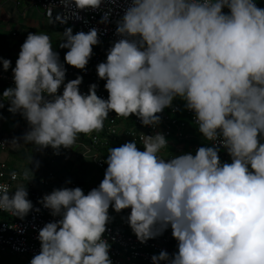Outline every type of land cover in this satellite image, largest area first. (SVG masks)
<instances>
[{
    "label": "clouds",
    "instance_id": "1",
    "mask_svg": "<svg viewBox=\"0 0 264 264\" xmlns=\"http://www.w3.org/2000/svg\"><path fill=\"white\" fill-rule=\"evenodd\" d=\"M15 1L37 6L49 31L55 23L66 28L59 47L68 49L64 59L78 70L66 76L50 36L35 33L32 25L24 28L30 33L20 36L27 39L12 68L15 84L0 79L15 86L0 94V109L8 105L10 115L19 113L10 118L22 116L28 124L20 128L29 125V131L10 142L6 137L15 132H0L6 144L0 154L23 139L37 154L51 146L59 155L62 148H73L78 134L104 127L132 142L110 148L106 160L93 155L101 169L108 165L98 187L88 192L85 185L63 180V188L43 196L39 203L60 219L39 230V254H0L26 256L30 264H113L105 238L109 224L142 244L172 231L178 251L170 256L162 250L151 257L153 264H264V0H130L116 21L121 39L114 44L100 42L96 28L75 34L68 23L69 12L97 10L103 0H60L65 8L60 15L56 4L45 10L39 0ZM110 15L105 12L100 22L109 23ZM105 47L110 49L103 62ZM93 52L98 65L90 61ZM0 61L5 71L11 68V60ZM86 66L97 69L101 79L84 75L80 70ZM78 72L93 82L89 90L80 91L82 76L72 80ZM176 98L179 104L170 114L158 115ZM187 120L198 125L202 144L191 141L195 135L186 130ZM156 125L157 131L146 127ZM2 163L12 180L17 174L19 179L14 194L0 183V210L23 220L34 208L29 190L19 185L30 178L29 171ZM58 181L52 177L46 183ZM110 207L125 210L121 226L112 224ZM0 219L9 218L0 212Z\"/></svg>",
    "mask_w": 264,
    "mask_h": 264
},
{
    "label": "built area",
    "instance_id": "2",
    "mask_svg": "<svg viewBox=\"0 0 264 264\" xmlns=\"http://www.w3.org/2000/svg\"><path fill=\"white\" fill-rule=\"evenodd\" d=\"M39 2L45 10L50 5L56 4V8L60 7L62 10L59 15L65 13V8L60 4V0H39ZM129 3L130 0H117L116 4H112L111 0H103L101 7L97 10H75L78 11V16L69 12L68 23L75 26V34L81 31L87 33L92 28H96L98 30V38L100 42L105 40L114 44L121 39V37L116 34V21L122 18L124 10ZM105 12H111L109 23L107 24L100 22ZM91 60H94L96 65L100 63V58L94 52L90 61ZM64 66L67 69L66 76L73 75L78 70L67 63H65ZM80 71H82V73L86 76L93 77V80L101 79L98 76L97 69L91 70L86 66V70ZM0 79L7 80L15 84L13 74L9 76L0 74ZM95 84L100 87L99 82H95ZM137 121L139 124H142L139 119H137ZM105 122H108V119H106L104 123ZM109 123L111 131L116 133L118 128L115 126V120L111 119ZM146 127L151 131L158 130V125L155 127ZM130 135L131 137H134L136 136V133L133 131ZM5 145V142L0 139V149H4ZM11 173L12 172L8 170L6 164H0V183L9 184V186L13 189L14 194V186L19 179V175L17 174V180L14 181L11 179ZM73 186L75 185L73 184ZM80 188L85 194H87L85 187L81 186ZM28 193V199L32 201L34 208L23 220L12 216L9 212L0 210V212L5 213V215L9 218L0 219L1 252L10 250L14 253L26 254L34 257L39 254L41 250L40 241L38 240L39 230L43 228L46 223L60 219L59 217H53L50 214V210L44 208L43 205L39 203L42 198L29 191ZM36 208H39L40 211H35ZM129 210L130 209H128V211ZM126 225L129 226L128 223H126ZM107 229L108 231L105 234V238L111 245L110 258L113 261V264H153L151 259L153 255H158L162 250H164L171 256L173 253L169 251V245L173 241L177 242L172 235V231L167 233L164 232L163 235L149 240L146 244H142L137 238L126 236L115 230L109 224L107 225ZM161 264H167V262L161 261Z\"/></svg>",
    "mask_w": 264,
    "mask_h": 264
},
{
    "label": "trees",
    "instance_id": "3",
    "mask_svg": "<svg viewBox=\"0 0 264 264\" xmlns=\"http://www.w3.org/2000/svg\"><path fill=\"white\" fill-rule=\"evenodd\" d=\"M52 27L55 28L53 30V32H51V35H53L55 37V38L51 39L52 45L54 46L53 49H54V51L57 50V52L59 53L60 62L64 63V65H65L66 61H65L64 58H65L66 51H65V49H61L59 47V44L61 42H64V37L61 38V36H59V35L60 34L63 35V32L65 31L66 28L64 29V28L59 27L57 23L53 24ZM31 33H33V32H31ZM55 33H57L58 35L55 34ZM5 34L6 33H1L0 34V40L3 39V38L6 39L7 36ZM5 39L2 42L4 44L0 45V50L3 51V53H4L2 55L3 58L11 60L12 65H11V68L9 70L5 71L3 69L2 61H0V73H2L3 75H10V74L13 73L12 72V68L16 67L17 59L11 58V56H10L11 55V50H12L11 49V45H9L8 41H6ZM53 40H55V42H53ZM19 41H20V43H23L22 39H20V38H19ZM3 46H5L4 49H3ZM109 49H110V47H105V56H104L103 62H106V60H107V52H108ZM78 76H82L83 77V83L80 85V91L82 92V91H85V90H89V86L91 84H93V82L88 81L85 76L80 74V72H78L76 74V76H74L72 78V80L76 79ZM105 84H106V81L104 80L103 81L104 89H105ZM9 87H15V86L12 85L9 82L1 81L0 82V94L2 95L4 90H6ZM104 93L106 94L107 97L109 96V93H108V91L106 89H105ZM176 104H179L178 98L174 99L172 107L165 108L164 111L162 113H159L158 115L161 116L162 114L163 115L164 114H170L173 106H175ZM4 110H8V105H5V107L3 109H0V116H2V117H3V113L1 111H4ZM17 114L19 115V113H17ZM11 115L14 116V117L17 116L16 114H13V113H11ZM176 115L179 118L180 117L183 118V119H180V120H185L186 119L184 113H177ZM173 116H174L173 114L170 115V117H173ZM20 118L21 119L18 118V123H19L20 127L28 124V122L22 116H20ZM21 120L23 121V123H21ZM127 122L128 123L131 122L130 125H132V116L130 118H127ZM186 130L192 132L195 135V138L191 139L192 142L202 144L203 134L199 132L198 125H195V124H193L190 121L188 122V120H187V128H186ZM92 137L96 138V140H97L96 143L93 141L94 139ZM176 141L180 142V143L184 142L183 140H176ZM127 142H132V141L125 140V139H123L122 137H119V136L111 135L110 133H108V131L105 129V127H104L103 131H100V132H95L94 131V132H92L90 134H87V135L78 134L76 142L74 144L73 152H71L69 155H67L70 158L69 162L72 163V166H73L74 169L72 170V172L67 174V177H63V179H61V180L62 181L64 180L66 182V184H69V185H71L72 182L74 184L85 185L88 188V192L91 189L98 187L99 184L101 183V181L104 178L103 179H98V180L95 179L94 181L88 180L86 178V176L84 175L85 174V169H86L85 168L86 166H85L84 161H83L84 158H88V157L93 158V155L97 154V155L101 156L102 158H104V160H106L110 148L120 147L121 145H123V144H125ZM136 143H137V147H138V149L140 151H144L145 150L142 143H140V142H136ZM86 149L91 150L90 154L86 152L87 151ZM53 162L54 161L50 162V165L53 164ZM95 165L98 168L101 169V166H99L96 161H95ZM103 165H104V169L106 171V168L108 167V165L106 163H104ZM40 171H43V173L41 172L39 175H36V177L29 176L30 178L28 180L24 179L22 181V183L26 184L25 187H26L27 190H29V191L31 190L33 193H36L41 198H43V196L45 194H50L52 192V190H51L52 188L50 187L51 185H48L46 183L48 180H50V179H52V177H54L55 179H59V181H58L59 183H61V181H60V178L56 175V173H54L49 168L42 169ZM69 181H70V183H69ZM91 184H93V186H91ZM35 185H37L39 190H36L34 188ZM22 186H24V185H22ZM42 187H47L49 189L48 193H47V191H41V190H43V189H41ZM124 211L125 210H123L121 212L123 215H125ZM168 229H170V228H168ZM173 245H174V248L169 249V251L172 252V253H175V252L178 251V247H177L178 243L174 242Z\"/></svg>",
    "mask_w": 264,
    "mask_h": 264
},
{
    "label": "rangeland",
    "instance_id": "4",
    "mask_svg": "<svg viewBox=\"0 0 264 264\" xmlns=\"http://www.w3.org/2000/svg\"><path fill=\"white\" fill-rule=\"evenodd\" d=\"M48 20L42 19L40 21H38V23L34 24L32 27L36 28L35 33L39 32V33H43V34H47L50 36V38H55L53 35H51L50 31L53 32V30L48 29L47 25H48ZM18 23L15 24V28L17 29ZM20 33H22V35L24 34H29L30 31L29 30H25L22 27H19ZM9 32V34H7L6 38H11L12 39V44L11 46H16L17 49H14V52L12 54H14L13 59H18V55L16 53H20L21 51V46L22 44L25 42V40L27 39V36L24 37L22 39L23 43H20L19 39L17 38H12L10 36V31L11 28H8L7 30ZM57 34V33H55ZM58 35V34H57ZM59 36H61V38H63L64 36L62 34H60ZM5 38L0 40V45L4 44L2 43L3 40ZM53 42H55V40H53ZM52 43V42H51ZM54 47V46H53ZM19 50V51H18ZM65 51L67 52L68 49H65ZM57 52V50H56ZM3 51L0 50V55H3ZM3 119H0V132L4 133V135H9L11 132L14 131V129H17L16 132L14 133V135H10L7 136V142H10L13 138L16 137H20L22 138L24 136V134L26 132L29 131V125L28 128H20V125L18 123V121H13L10 118V115H4ZM21 144L19 147H12L10 144H8V150L5 153L0 154V158H2V160L9 162V164L11 165V167L19 170V171H25L28 170L30 176L32 177H36V175H39L42 171V169H51L54 173H56V175L60 178L63 179V177H67V174H69L70 172H72V170L74 169L72 166V163H70V158L67 156L69 155L71 152H73V148H69V149H63L61 150L59 155L54 154V150L51 148V146H49L48 148L44 149L40 154H37L35 152V147L32 144H24L23 139H20L19 141ZM170 154H174V151L169 150ZM180 155V153H176V156ZM221 162H227V163H231V161L226 160L225 158H223L222 156H220ZM34 162H39V167L37 168L35 163H31V161ZM53 162V164L50 165V162ZM84 164H85V176L88 180L90 181H94L95 179H103L104 175H105V170L104 169H100L95 165V161L93 158H84ZM51 166V167H50ZM31 169L33 170L34 173L31 172ZM109 215L111 217H113L112 219V223L118 226H121L123 221H124V217L122 213H116L114 211V209H112L110 207L109 209ZM127 233H131L130 230H126ZM14 256H10V259L12 258V260L14 259L13 263L11 262V260L2 262L1 264H23L28 262L27 264H30L31 259H28V261H24L22 260V258L20 257H14Z\"/></svg>",
    "mask_w": 264,
    "mask_h": 264
},
{
    "label": "crops",
    "instance_id": "5",
    "mask_svg": "<svg viewBox=\"0 0 264 264\" xmlns=\"http://www.w3.org/2000/svg\"><path fill=\"white\" fill-rule=\"evenodd\" d=\"M44 19L43 18V15L40 13L39 11V8L37 6H34V5H18V2H16L15 0H0V34L1 33H6V34H9L8 33V28H11V32L14 31V32H17L18 33V39L20 38L21 36V33H20V30L19 27H22V28H27V27H31V25L33 26L34 24L38 23V21ZM18 23V28L17 29H14L15 28V24ZM6 41H8L9 45L12 44V39L11 38H7ZM5 47H3L4 49ZM15 48V47H14ZM17 49V48H16ZM19 51V50H18ZM18 56H19V53H16ZM11 58H13L14 54H11L10 55ZM0 57L3 58L2 55H0ZM5 111V114L4 115H10V112L8 110H4ZM4 111H1L4 113ZM18 116V114H16ZM11 117V115H10ZM4 118V117H3ZM13 119H15L16 117H12ZM17 129H14V132H16ZM2 159V158H0ZM59 180V179H58ZM61 183L57 182V183H54L52 184L50 187L51 188H63V185L62 183L64 181H62L60 179ZM19 185H21V183H19ZM22 185H26L25 183H22ZM34 188L36 190H39V188L37 187V185L34 186ZM41 191H47L48 193V188L47 187H42ZM16 256V257H20L22 258V260L24 261H28V257L26 256H22V255H13V254H6V255H2L0 254V264L2 262H5V261H8V260H11V262L13 263L14 259L12 260V258L10 259V256ZM13 257V258H14ZM28 262L24 263L23 264H27Z\"/></svg>",
    "mask_w": 264,
    "mask_h": 264
}]
</instances>
